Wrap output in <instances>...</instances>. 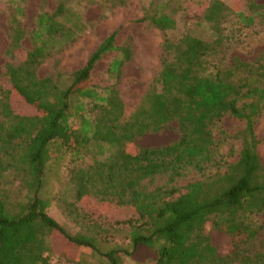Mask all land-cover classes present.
Listing matches in <instances>:
<instances>
[{
	"label": "trees",
	"instance_id": "trees-1",
	"mask_svg": "<svg viewBox=\"0 0 264 264\" xmlns=\"http://www.w3.org/2000/svg\"><path fill=\"white\" fill-rule=\"evenodd\" d=\"M105 1L116 7L128 0ZM67 2L57 0L51 12L38 10L28 35L30 49L22 46L25 35L19 24L9 33L8 82L0 84V264H49L48 238L72 251L91 248L109 264H123L124 256L136 257L142 248L152 251L154 264H264L262 226L249 219L264 211V167L254 132L264 113V51L252 62L233 57L226 69L203 73L211 58L237 41L236 31L255 24L264 6L233 0L226 7L211 0L201 17L180 32L178 12H160L157 0H150L133 21L162 33L160 70L122 120L124 104L115 87L90 83L95 64L107 52L120 53L109 64L116 77L131 59L130 44H114L119 27L73 72L67 87L53 76L37 75L43 61L78 37L76 27L60 19ZM225 10L232 13L235 27L225 25ZM121 51L127 52L125 62ZM115 61L118 69H112ZM235 71L244 76L233 80ZM227 114L243 119L245 127L236 135L241 139L237 160L220 170L210 125ZM172 121L178 126L177 141L157 147L134 144L135 136ZM91 142L115 148L100 158L101 150L88 153ZM65 156L72 163L68 180L74 191L67 213L82 226L88 221L85 231L74 234L47 213L50 201L41 196L49 162ZM209 167L216 171L188 183L175 197L142 184L155 175L173 181L187 169L204 172ZM16 182L25 192L21 199L12 197ZM88 204L105 214L111 207L132 211L128 219L115 222L129 225V248L99 247L94 229L101 232V225L78 209ZM209 220L211 230L205 231ZM214 235L225 237L227 244L214 243Z\"/></svg>",
	"mask_w": 264,
	"mask_h": 264
},
{
	"label": "rangeland",
	"instance_id": "rangeland-1",
	"mask_svg": "<svg viewBox=\"0 0 264 264\" xmlns=\"http://www.w3.org/2000/svg\"><path fill=\"white\" fill-rule=\"evenodd\" d=\"M211 0H157V10L165 12H178L180 30L191 25L201 17L207 3ZM226 7H230L233 0H221ZM264 6V0H246ZM150 0H128L123 6L113 7L105 0H68L66 13L60 18L66 24L76 27L79 33L76 40L63 50L54 52L51 57L43 61L37 68L40 78L53 76L60 87H67L73 78V72L81 68L88 60L96 47L118 27L114 44L122 46L130 44L131 59L125 62L127 52L121 51V59L125 62L121 67L118 77L109 69L110 62L120 55L119 51L111 50L104 54L95 64L91 74L90 83L98 87L114 86L124 104L122 120H126L139 103L142 94L149 88L153 79L160 70L162 56L161 43L163 35L155 27L145 26L143 23L134 22L142 16L143 8L148 7ZM57 0H0V84L8 82L5 74V64L10 61L6 54L9 42V33L18 24L24 31L22 46L30 49L28 35L35 23L38 10L53 11ZM20 7L21 11H17ZM229 9V8H228ZM227 18L224 23L227 27H235L232 13L225 10ZM202 29L210 33L208 24L202 23ZM178 32L177 35L180 34ZM238 39L229 46V50L210 59L203 73L210 74L215 69H226L233 57L245 62H252L257 55L264 51V7L256 16L255 24L238 32ZM119 61L112 63V69H118ZM244 76L241 71H235L232 79L238 80ZM245 127L243 119L231 115H224L220 120L210 125V130L215 140L217 159L220 160V170H224L228 163L237 160L241 149V139L236 136ZM255 136L258 140L256 150L264 167V113L259 115L254 124ZM178 126L175 121L170 122L158 131H149L134 137V144L140 147H157L171 144L179 138ZM114 146L96 144L88 145L89 152L102 151L100 158L108 156L114 151ZM68 156L61 161L51 160L46 169L45 182L41 196L50 201L47 213L53 217L63 228L74 234L85 231L88 221L84 225L75 222L67 213V202L73 200V188L68 180V169L72 165ZM74 164V163H73ZM216 171V167H209L204 172L187 169L183 175L169 181L166 175H155L151 179L142 181L147 190L162 188L171 195L178 196L185 192L188 183L202 179L205 175ZM13 199H21L24 190H20L17 182L13 186ZM80 212L85 210L90 213L101 225L98 228L99 247L105 251L114 247L129 248V225L116 224L120 219H128L133 215L129 208L111 207L108 213H102L97 208L78 205ZM249 219L262 226L264 233V211L251 214ZM91 224V223H89ZM212 221L206 222L205 231L211 230ZM213 242L219 245L227 244L222 235H214ZM49 264H109L108 260L99 252L91 248H75L73 251L59 245L56 240L48 238V251L45 253ZM152 251L142 248L136 257H123V264H154Z\"/></svg>",
	"mask_w": 264,
	"mask_h": 264
}]
</instances>
